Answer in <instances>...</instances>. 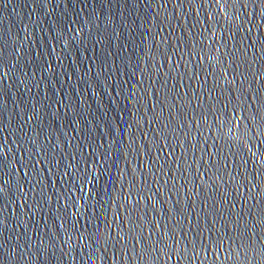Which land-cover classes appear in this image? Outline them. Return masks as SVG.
Wrapping results in <instances>:
<instances>
[{"label": "water", "instance_id": "water-1", "mask_svg": "<svg viewBox=\"0 0 264 264\" xmlns=\"http://www.w3.org/2000/svg\"><path fill=\"white\" fill-rule=\"evenodd\" d=\"M0 264H264L261 0H0Z\"/></svg>", "mask_w": 264, "mask_h": 264}, {"label": "snow or ice", "instance_id": "snow-or-ice-1", "mask_svg": "<svg viewBox=\"0 0 264 264\" xmlns=\"http://www.w3.org/2000/svg\"><path fill=\"white\" fill-rule=\"evenodd\" d=\"M261 3L264 4V0H261Z\"/></svg>", "mask_w": 264, "mask_h": 264}]
</instances>
